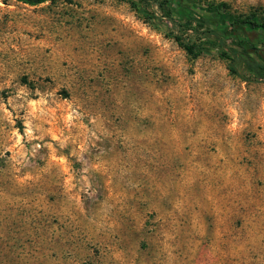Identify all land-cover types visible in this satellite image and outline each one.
<instances>
[{
  "label": "rangeland",
  "instance_id": "rangeland-1",
  "mask_svg": "<svg viewBox=\"0 0 264 264\" xmlns=\"http://www.w3.org/2000/svg\"><path fill=\"white\" fill-rule=\"evenodd\" d=\"M131 1L0 0V264H264V78Z\"/></svg>",
  "mask_w": 264,
  "mask_h": 264
},
{
  "label": "trees",
  "instance_id": "trees-1",
  "mask_svg": "<svg viewBox=\"0 0 264 264\" xmlns=\"http://www.w3.org/2000/svg\"><path fill=\"white\" fill-rule=\"evenodd\" d=\"M18 1L36 6L49 0ZM131 2L138 7L142 0ZM157 3L165 20L180 23L183 31L192 32L194 37L190 39L171 33L189 57L195 59L213 50L230 62L231 73L237 74V67L242 66L249 75L264 78V16L255 12L231 15L225 3L210 0H160ZM141 12L153 25L167 30V25L160 19L143 8ZM228 42L230 46L227 48Z\"/></svg>",
  "mask_w": 264,
  "mask_h": 264
}]
</instances>
